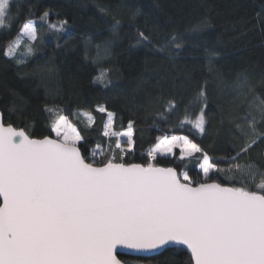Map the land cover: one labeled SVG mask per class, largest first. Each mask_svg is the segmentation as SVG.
Here are the masks:
<instances>
[{"label":"snow or ice","instance_id":"snow-or-ice-1","mask_svg":"<svg viewBox=\"0 0 264 264\" xmlns=\"http://www.w3.org/2000/svg\"><path fill=\"white\" fill-rule=\"evenodd\" d=\"M14 3L0 0V32L12 30ZM49 17L44 11L39 25L32 18L23 22L0 48L3 56L26 64L17 52L23 45L22 55L32 57L45 25L50 32L66 34L65 39L73 36L66 19L51 23ZM113 19L110 31L115 36L121 21ZM137 36L136 44L149 42L139 29ZM110 43L105 42L106 54ZM169 46L182 49V38L173 35L158 51ZM97 50L99 55L100 45ZM107 73L102 69L94 82L107 87ZM238 87L245 98L243 89L252 91L247 77ZM258 99L254 97L235 122L240 143L226 157V169L187 135L174 132L155 138L147 152L149 162L126 161L134 150L135 122L129 120L126 129L114 130L115 113L104 104L96 105L95 111L107 117L102 136L108 151L98 144L91 157L86 148L82 152L83 137L59 108H45L50 133L41 139L0 119V264H122L120 248L153 253L168 245L184 246L191 264H264V169L251 159L242 163L264 146V100L257 103ZM194 102L195 108H183V118L173 125L170 121L181 109L169 98L159 120L169 129L205 134V88L198 90ZM77 115L86 116L89 125L95 122L91 111ZM97 156L104 159L98 161ZM158 157L195 158L203 179L194 181L187 171L158 166L154 163ZM214 173H227L233 183L218 182Z\"/></svg>","mask_w":264,"mask_h":264},{"label":"trees","instance_id":"trees-1","mask_svg":"<svg viewBox=\"0 0 264 264\" xmlns=\"http://www.w3.org/2000/svg\"><path fill=\"white\" fill-rule=\"evenodd\" d=\"M102 7L108 11L102 12ZM44 11H49L51 23L66 19L73 36L65 39L66 34L50 32L45 25L32 57L22 55L23 45L18 50L17 58L27 60L24 65L9 61L0 51V112L5 125L41 139L50 133L45 108H59L83 137L82 152L86 148L89 155L99 144L107 153V138L102 136L107 117L95 111L96 105L104 104L115 113L114 130L126 129L129 120L135 122L134 150L126 161L149 162L147 152L155 138L174 132L187 135L212 162L227 168L226 157L240 143L235 122L249 110L254 97L259 98L257 103L264 100V0H15L16 20L10 33L0 32V48L28 18L39 25ZM113 18L121 21L115 36L110 31ZM137 29L149 36V42L136 44ZM173 35L182 38L183 48L158 51ZM106 41L111 42L107 54ZM105 68L107 87L94 82ZM244 77L252 88L243 89L246 98L239 95L238 87ZM201 87L208 103L205 134L169 129L159 120L164 104L174 98L181 113L170 123H178L183 108H195L194 97ZM87 111L95 118L90 125L86 116L77 115ZM174 151L178 155L179 150ZM248 159L264 169V146L242 163ZM154 163L177 167L194 181L201 180L200 161L195 158L158 157ZM212 175L225 185L233 183L227 173ZM119 258L127 264H191L182 249L166 248L148 258Z\"/></svg>","mask_w":264,"mask_h":264},{"label":"water","instance_id":"water-1","mask_svg":"<svg viewBox=\"0 0 264 264\" xmlns=\"http://www.w3.org/2000/svg\"><path fill=\"white\" fill-rule=\"evenodd\" d=\"M0 114H2V113L0 112ZM0 119H2V122H3V117H0ZM166 248H170V249H182V250H184L187 253V255L190 258V252H188L187 249L184 246H179V245H168V246H165L163 249H161V250H159L157 252H153V253H136V252H133L131 250L123 249V248H120L117 251L119 253L118 258L120 256L121 257L122 256H125V257H134V258H148V257H152V256H155V255H159ZM122 264H123V261H122Z\"/></svg>","mask_w":264,"mask_h":264},{"label":"rangeland","instance_id":"rangeland-1","mask_svg":"<svg viewBox=\"0 0 264 264\" xmlns=\"http://www.w3.org/2000/svg\"><path fill=\"white\" fill-rule=\"evenodd\" d=\"M22 39H26V38H22ZM97 157H99V156H97ZM96 157V158H97ZM198 172H199V174L201 175V179H203V176H202V173L200 172V168L198 167Z\"/></svg>","mask_w":264,"mask_h":264},{"label":"built area","instance_id":"built-area-1","mask_svg":"<svg viewBox=\"0 0 264 264\" xmlns=\"http://www.w3.org/2000/svg\"><path fill=\"white\" fill-rule=\"evenodd\" d=\"M88 156L91 157V152H90V154Z\"/></svg>","mask_w":264,"mask_h":264}]
</instances>
